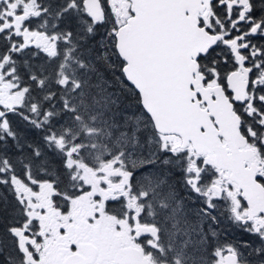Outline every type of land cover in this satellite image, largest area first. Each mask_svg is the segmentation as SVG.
Masks as SVG:
<instances>
[{
  "label": "snow or ice",
  "instance_id": "1",
  "mask_svg": "<svg viewBox=\"0 0 264 264\" xmlns=\"http://www.w3.org/2000/svg\"><path fill=\"white\" fill-rule=\"evenodd\" d=\"M0 264H264V0H0Z\"/></svg>",
  "mask_w": 264,
  "mask_h": 264
},
{
  "label": "trees",
  "instance_id": "2",
  "mask_svg": "<svg viewBox=\"0 0 264 264\" xmlns=\"http://www.w3.org/2000/svg\"><path fill=\"white\" fill-rule=\"evenodd\" d=\"M9 199H11V197H9Z\"/></svg>",
  "mask_w": 264,
  "mask_h": 264
}]
</instances>
